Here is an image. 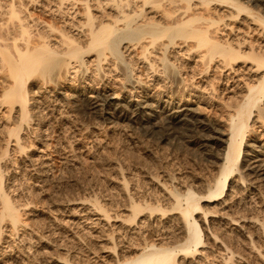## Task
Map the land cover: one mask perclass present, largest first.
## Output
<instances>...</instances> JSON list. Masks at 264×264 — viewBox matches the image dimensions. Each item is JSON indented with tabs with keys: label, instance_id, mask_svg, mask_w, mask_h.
<instances>
[{
	"label": "rangeland",
	"instance_id": "1",
	"mask_svg": "<svg viewBox=\"0 0 264 264\" xmlns=\"http://www.w3.org/2000/svg\"><path fill=\"white\" fill-rule=\"evenodd\" d=\"M31 1L24 0L31 14L63 27L60 17L37 6L51 0ZM250 4L264 15V0ZM211 5L213 17L224 18V35L247 40L245 51L250 42L264 51V31L249 16L225 18L230 8ZM109 7H94L93 13L115 14ZM146 10L145 19L164 17L163 6ZM81 15L74 20L83 21ZM125 43L120 49L127 64L117 65L110 56L99 72L91 56L86 75L84 67L58 78L56 85L30 80L32 119L20 133L25 151L12 139L1 161L5 192L22 216L16 230L6 220L0 223V264H117L142 249L141 233L166 245L183 236L179 212H170L173 191L207 195L227 154L230 107L254 77L252 65L242 61L233 74L213 63L207 73L200 54L179 41L166 52L179 70L165 74L159 62L164 51L146 60L141 45L123 50ZM5 75L0 73V94L9 84ZM6 108L0 107V136L18 118L13 111L8 119ZM256 120L242 149L243 171L255 163L251 169L258 166L260 173L233 203L210 205L217 214L208 215L207 222L196 217L204 229V254L178 264H264V125ZM0 146H5L1 137ZM131 201L162 211L145 210L134 226L128 222Z\"/></svg>",
	"mask_w": 264,
	"mask_h": 264
},
{
	"label": "bare ground",
	"instance_id": "2",
	"mask_svg": "<svg viewBox=\"0 0 264 264\" xmlns=\"http://www.w3.org/2000/svg\"><path fill=\"white\" fill-rule=\"evenodd\" d=\"M252 1L255 2V0H51L48 5L38 4L42 12H51L56 18L60 17L63 27H57L55 20L47 23L31 14L27 10L29 4L24 0H0V73H7L5 77L9 79L8 86L4 87L0 94V107H7L8 119L13 111L18 114V118L13 119L0 136L5 143L4 147L0 146V223L6 220L5 222L8 221L16 230L21 221L22 215L13 203L12 196L5 192L6 181L3 182L4 172H1V161L7 156L12 139L19 151H25L24 144L20 143L22 142L20 133L23 125L25 123L28 125L32 119L29 110L33 100L32 89L29 87L32 85H29L30 80L42 79L47 84L52 82L56 85L57 79H61L63 75L67 76L72 69L85 67V70L83 69L85 74L90 71L86 58L91 56L96 58L99 72L104 68L103 62H107L110 56L118 62L117 65L127 64L120 49L125 42L129 46L125 45L123 50L129 49L130 46L141 45L142 55L146 60L158 50L164 51L165 55L160 57L159 62L162 63L166 74L169 70H179L175 68V64H170L166 52L182 41V44L189 46L187 51L200 54V59L205 64V72L208 73L211 65L217 63L222 69L234 74L238 64L245 61L252 65L251 72L254 77L244 84L239 102L230 107L233 111L228 119L230 139L227 154L216 177L211 179V184L209 183L207 195L200 196L201 194H197L193 189H188L183 194L172 192L174 202L170 212H179L181 226L184 229L183 236L179 235L180 238L174 245H166L157 243L141 233L138 246L142 249L123 257L117 261V264H178V259L181 258L202 257L204 250L201 248H204L205 235L196 217L202 215L207 222L208 215L217 214L210 209V205L218 203L215 205L218 207L222 204L227 206V202L233 203L239 198V194H242L240 189L244 188L245 184L253 182V179L250 181L251 176L260 173V170H256L258 166L251 169L255 163L250 164L246 172L243 171L245 161L242 149L248 134L254 128L251 124L255 122L254 119L257 118L256 121L264 125V51L257 52L254 44L252 47L250 42L247 43L249 48L247 52L243 50L247 40H236L234 37L233 39L224 35L225 30L221 29L224 18L216 20L213 17L216 8L211 5L216 3L218 6L230 8L231 12L228 16L226 14L225 18L238 19L241 16H249L253 23H257L258 27H261L260 30L264 31V15L252 8L250 4ZM136 2L140 5L134 9L132 5L134 3L136 5ZM109 6L114 7L112 11L115 10V14L107 13L108 15L100 18L93 13L97 7L100 9ZM160 6H163L162 21L151 17L145 19L144 16L148 14L146 9L152 10ZM80 7L83 10L80 15L84 14L83 21L78 19L75 21L74 18L80 16ZM142 17L144 19H141ZM226 26L228 24H225ZM150 49L153 51L151 52ZM150 66L154 68L157 65L150 62ZM176 113H179V110ZM227 187L229 194L222 201ZM128 208L130 212L128 222L133 225L145 210L151 213L162 211L159 208L141 206L135 201H131ZM111 217L106 215L108 219ZM232 256L229 255L227 262Z\"/></svg>",
	"mask_w": 264,
	"mask_h": 264
}]
</instances>
